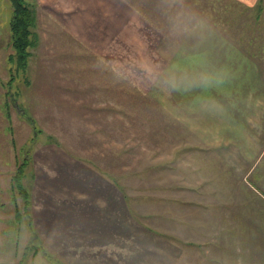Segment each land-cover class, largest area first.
<instances>
[{"label":"rangeland","instance_id":"rangeland-1","mask_svg":"<svg viewBox=\"0 0 264 264\" xmlns=\"http://www.w3.org/2000/svg\"><path fill=\"white\" fill-rule=\"evenodd\" d=\"M28 2L36 45L19 70L7 60L12 7L0 0L4 199L16 196L23 211L11 178L27 162L30 190V155L54 143L136 187L150 212L158 196L175 216L193 214L183 198L201 214L208 206L213 224L198 216V225L168 226L181 239L166 243L182 248L176 264H264V0L122 1L112 17L102 5L95 17L77 14L80 2L54 3L67 17L43 7L50 1ZM186 185L195 189L173 190ZM29 217L28 209L17 219L22 249L0 264H66L28 238Z\"/></svg>","mask_w":264,"mask_h":264},{"label":"crops","instance_id":"crops-1","mask_svg":"<svg viewBox=\"0 0 264 264\" xmlns=\"http://www.w3.org/2000/svg\"><path fill=\"white\" fill-rule=\"evenodd\" d=\"M47 1L51 3H45L43 7L48 10L55 9L54 3L62 2V5L68 3L69 6L70 2H80L78 8L76 7L77 14L82 11L87 16L89 8L92 10L91 16L95 17L99 15V8L102 5L101 7L107 9L112 17V12L118 9L120 2L135 0ZM88 1L94 3L88 4ZM82 3L85 4V8L82 7ZM40 5L42 6L41 3ZM123 6L128 4L125 3ZM58 12L60 16L71 15L69 11ZM28 170L30 171V190H27L30 212L28 228L31 232L28 238L31 237V240L34 238L38 245L39 243L42 245L43 242L48 244L54 254L61 256L62 262L66 264H176L182 261V248L178 249L175 245L174 248H168L166 243L172 240L168 238L169 236L181 239L175 228L168 226L187 223L198 225V216L206 220L203 222L206 225L213 224V221L208 219L209 216H205L210 214L213 217L212 213H208L210 211L208 206L202 208L206 213L201 214L197 211L199 206L195 205L194 201L183 200V197L184 204L181 205V209L191 208L195 210V212L190 210L193 214L183 216L181 212V215L175 216L173 212L166 213L164 210L167 201H160L166 198L164 196L155 197L159 199L158 212L148 211L144 207L151 203L139 204L137 199L143 196H135L136 187L115 183L89 163L73 158L54 143L40 144L35 148L30 155ZM159 187L165 192H168V188L169 191L172 189L166 186ZM194 189L187 185L173 188L178 194ZM140 190L142 191V188ZM5 193V187L2 186L0 225L4 221L6 227L0 226V260L10 256L13 250L15 256L16 252L22 249L20 228L17 226L16 215L19 210L16 196L14 202L13 196H9L11 199L6 201ZM176 203L177 200L174 201V206ZM12 205H15V208ZM226 208L227 206L224 210ZM223 216L226 219L235 218L234 213L230 212L224 213ZM228 223L230 224V221ZM31 245L33 247L34 243Z\"/></svg>","mask_w":264,"mask_h":264},{"label":"trees","instance_id":"trees-1","mask_svg":"<svg viewBox=\"0 0 264 264\" xmlns=\"http://www.w3.org/2000/svg\"><path fill=\"white\" fill-rule=\"evenodd\" d=\"M8 1L12 7L10 38L13 54H10L7 60L10 64L14 63L16 69L23 70L27 66V59L30 56L29 49L36 45L35 34L32 32L35 25V12L30 8L28 0ZM258 12H260V9H258ZM26 166L27 162L23 163L11 178V189L21 198L23 205V212H17L16 217L18 220H20L21 216L26 214L29 209L28 192L23 185ZM22 168H24V171ZM12 201H15V196L12 197Z\"/></svg>","mask_w":264,"mask_h":264}]
</instances>
